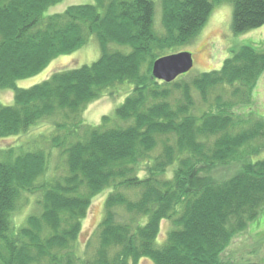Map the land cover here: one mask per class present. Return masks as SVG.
Wrapping results in <instances>:
<instances>
[{"label": "trees", "instance_id": "trees-1", "mask_svg": "<svg viewBox=\"0 0 264 264\" xmlns=\"http://www.w3.org/2000/svg\"><path fill=\"white\" fill-rule=\"evenodd\" d=\"M60 1L0 0V91L13 93L11 104L0 102V139L28 136L0 148V264H231L222 252L264 209V117L228 109L250 102L264 50L244 44L220 68H191L167 83L152 76L153 62L190 45L222 0H161V31L152 0H93L45 14ZM227 1L235 35L264 24V0ZM91 39L100 50L92 63L17 86ZM218 88L214 107L197 112L195 100L207 103ZM120 92L99 124L80 121L90 102ZM60 113L72 121L54 123L46 140L28 135ZM231 162L238 167L222 181L188 186L198 165ZM104 191L93 257L67 253L92 197ZM23 196L37 212L17 225ZM162 220L170 228L158 244Z\"/></svg>", "mask_w": 264, "mask_h": 264}, {"label": "rangeland", "instance_id": "rangeland-1", "mask_svg": "<svg viewBox=\"0 0 264 264\" xmlns=\"http://www.w3.org/2000/svg\"><path fill=\"white\" fill-rule=\"evenodd\" d=\"M152 1L156 4L155 26L157 30L161 31V0ZM82 3H93V0H62L49 7L45 14L62 12L70 5ZM231 14L232 6L227 0H222L216 4L199 35L190 45L182 47V49H184L182 51H189L192 53L193 67L191 75L220 68L223 60L244 44L252 43L264 50V24L253 30L235 35L231 31ZM99 54L100 50L96 40L91 39L82 48L57 56L35 76L17 81V86L28 88L47 79L56 71L67 68H77L85 64L88 65L95 61L99 57ZM220 92L221 88L215 89L209 96L207 103L202 102L201 98H197V100H195L197 112L207 109L210 106L214 107L212 96ZM124 96V92L112 96L107 93L103 97L90 102L78 115L80 121L84 125L96 126L100 123L101 116L111 114L113 109L122 102ZM0 102L2 104H11L13 102V93L10 90L0 91ZM228 110L229 112H233L236 115L250 120H254L256 117H264V71L258 77L254 85L250 102L248 104L234 106L232 109ZM64 115L66 116L65 113H60L51 119L42 120L30 130L28 135L35 136L42 134L44 136L42 140H44L45 137L46 140L51 132L54 133V123L72 121L69 120L72 115H69L68 119L63 118ZM64 132V129H55V133L63 134ZM27 138L28 136L21 135L19 137L11 136L0 139V148L13 145L18 146ZM69 140L72 141L74 139L70 137ZM40 146L45 149L47 144L41 142ZM260 152V155L262 154L260 157L263 158L264 150ZM53 155L56 159L57 155L55 152ZM238 164V162L227 164L217 163L214 165L200 164L189 177L188 186L198 189L205 183L222 181L237 169ZM63 170L64 168L62 166L59 167L54 175L61 174ZM166 177H171V169L167 170ZM105 195L106 192L104 191L92 197L86 216L82 221L78 238L73 244V247L66 250L67 253L72 255L78 254L85 259L93 257L94 251L98 245V226L104 217ZM33 203V197L23 196L20 199L15 217V223L17 225L26 224L27 217L31 214H36L35 212L37 211ZM130 216L132 215L130 214ZM135 219H137V217H135ZM169 228V222L162 220L160 223V233L157 238L158 244H162L165 240ZM240 256H243L244 259L248 257V261L251 262L256 260L257 262L264 263V209L255 221L250 222L245 229L231 239L229 245L221 254L223 260H227L231 264L233 262H239L237 259ZM139 264H152V262L147 259H142Z\"/></svg>", "mask_w": 264, "mask_h": 264}, {"label": "water", "instance_id": "water-1", "mask_svg": "<svg viewBox=\"0 0 264 264\" xmlns=\"http://www.w3.org/2000/svg\"><path fill=\"white\" fill-rule=\"evenodd\" d=\"M193 67L192 53L180 51L157 58L152 64V76L163 82H171Z\"/></svg>", "mask_w": 264, "mask_h": 264}]
</instances>
